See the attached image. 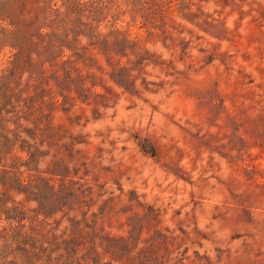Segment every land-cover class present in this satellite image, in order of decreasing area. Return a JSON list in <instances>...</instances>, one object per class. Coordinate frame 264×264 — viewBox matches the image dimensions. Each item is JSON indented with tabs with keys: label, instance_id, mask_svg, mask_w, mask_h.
Returning a JSON list of instances; mask_svg holds the SVG:
<instances>
[{
	"label": "rangeland",
	"instance_id": "1",
	"mask_svg": "<svg viewBox=\"0 0 264 264\" xmlns=\"http://www.w3.org/2000/svg\"><path fill=\"white\" fill-rule=\"evenodd\" d=\"M0 264H264V0H0Z\"/></svg>",
	"mask_w": 264,
	"mask_h": 264
}]
</instances>
